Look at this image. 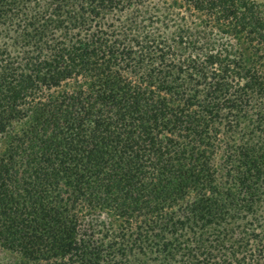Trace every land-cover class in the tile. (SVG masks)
I'll return each instance as SVG.
<instances>
[{"label":"trees","instance_id":"trees-1","mask_svg":"<svg viewBox=\"0 0 264 264\" xmlns=\"http://www.w3.org/2000/svg\"><path fill=\"white\" fill-rule=\"evenodd\" d=\"M0 264H264V0H0Z\"/></svg>","mask_w":264,"mask_h":264},{"label":"rangeland","instance_id":"rangeland-1","mask_svg":"<svg viewBox=\"0 0 264 264\" xmlns=\"http://www.w3.org/2000/svg\"><path fill=\"white\" fill-rule=\"evenodd\" d=\"M255 1L260 2L261 0H255Z\"/></svg>","mask_w":264,"mask_h":264}]
</instances>
